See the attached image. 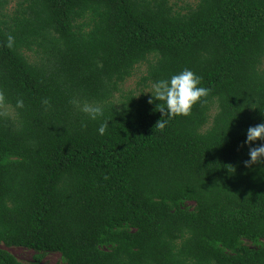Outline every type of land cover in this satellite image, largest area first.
Returning <instances> with one entry per match:
<instances>
[{
    "label": "trees",
    "instance_id": "1",
    "mask_svg": "<svg viewBox=\"0 0 264 264\" xmlns=\"http://www.w3.org/2000/svg\"><path fill=\"white\" fill-rule=\"evenodd\" d=\"M185 68L208 93L167 118ZM261 121L264 0H0V264H264Z\"/></svg>",
    "mask_w": 264,
    "mask_h": 264
},
{
    "label": "clouds",
    "instance_id": "2",
    "mask_svg": "<svg viewBox=\"0 0 264 264\" xmlns=\"http://www.w3.org/2000/svg\"><path fill=\"white\" fill-rule=\"evenodd\" d=\"M11 40V37H9ZM208 89L200 86V77L190 69L170 75L167 79H160L153 83L151 98L163 101V106L159 108L160 112L167 118L176 115H187L192 106L201 98L206 96ZM21 106L22 101H17ZM81 111L87 113L90 119L95 120L102 116V108L98 105H83ZM167 119L158 120L155 124L158 128H163ZM106 122L102 121L97 127V133L102 135L105 131ZM264 121L255 125H250L245 131L244 145L248 146V159L243 161L245 167L251 164L264 163Z\"/></svg>",
    "mask_w": 264,
    "mask_h": 264
},
{
    "label": "rangeland",
    "instance_id": "3",
    "mask_svg": "<svg viewBox=\"0 0 264 264\" xmlns=\"http://www.w3.org/2000/svg\"><path fill=\"white\" fill-rule=\"evenodd\" d=\"M190 1L193 2V0H177L178 4H184L185 2ZM145 69V65H140L138 68L136 67L133 75L123 84V89H136L137 81L139 80V77L145 73ZM145 90L148 91L150 89ZM137 92L139 91L137 90ZM1 247L13 253L20 261L28 262L34 259L33 254L35 251L31 249L18 246L7 247L3 244ZM42 260L46 262V264H63L60 255L57 252H49L45 254Z\"/></svg>",
    "mask_w": 264,
    "mask_h": 264
}]
</instances>
